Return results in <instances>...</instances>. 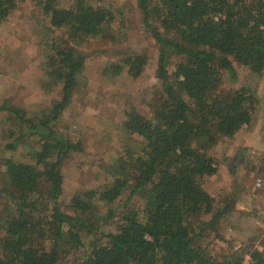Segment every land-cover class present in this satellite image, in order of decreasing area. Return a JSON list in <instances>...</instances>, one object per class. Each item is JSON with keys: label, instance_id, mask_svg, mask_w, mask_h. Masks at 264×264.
Masks as SVG:
<instances>
[{"label": "trees", "instance_id": "obj_1", "mask_svg": "<svg viewBox=\"0 0 264 264\" xmlns=\"http://www.w3.org/2000/svg\"><path fill=\"white\" fill-rule=\"evenodd\" d=\"M19 1L0 0V21ZM37 2L46 31L60 30L41 40L40 87L57 91L30 114L0 101V264H264V241L222 234L233 225L235 197L203 184L218 169L211 149L219 137L249 125L258 108L253 86L225 88L224 80L236 79L234 62L264 71V0H136L141 29L158 45L150 112L125 108L121 151L103 165L101 182L67 199L63 164L83 147L59 122L84 74L81 47L111 39L117 9L100 0ZM147 60L128 51L102 73L137 77ZM259 173L264 183V158ZM127 188L133 201L105 227L116 212L106 204Z\"/></svg>", "mask_w": 264, "mask_h": 264}, {"label": "rangeland", "instance_id": "obj_2", "mask_svg": "<svg viewBox=\"0 0 264 264\" xmlns=\"http://www.w3.org/2000/svg\"><path fill=\"white\" fill-rule=\"evenodd\" d=\"M71 1L64 0L66 3ZM100 1L117 9L118 28L112 29L111 39L93 38L81 47L86 55L84 74L71 105L59 122L63 131L83 147L81 151L71 152L64 161V199L76 188L101 182L106 173L103 165L111 164L113 155L121 151V145L127 140L118 128L125 108L135 106L140 112L149 114L151 91L158 82L155 75L158 45L141 29L136 0ZM46 26L47 15L37 0H20L11 14L0 21V101L8 97L12 104L25 107L29 114L50 105L57 91L46 92L40 87L45 78L41 69L44 52L41 40L60 31L47 32ZM128 51L143 52L148 56L139 76L131 77L126 72L117 76L102 73L107 62L119 59ZM234 65L237 77H226L224 87L249 83L260 99L258 108L249 125L240 127L231 137H219L211 149L218 169L207 175L203 184L218 198L228 199L233 195L236 199L233 225L228 223L222 229L225 238L246 241L255 236V243H260L264 241V183L259 173L264 158V71L254 74L237 62ZM29 150L31 148L24 145L22 152L26 154ZM133 199L127 188L117 200L106 204L116 206V212L104 226L117 224V218L126 212L125 206ZM100 205L102 210L107 207L105 203Z\"/></svg>", "mask_w": 264, "mask_h": 264}]
</instances>
